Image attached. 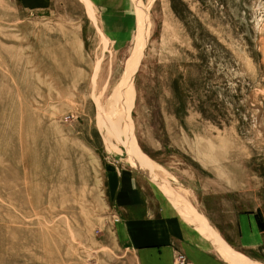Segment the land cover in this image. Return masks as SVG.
Segmentation results:
<instances>
[{"label": "rangeland", "instance_id": "374dc122", "mask_svg": "<svg viewBox=\"0 0 264 264\" xmlns=\"http://www.w3.org/2000/svg\"><path fill=\"white\" fill-rule=\"evenodd\" d=\"M121 13L0 0V264H123V175L264 264L207 219L254 211L264 234V0H132L103 25Z\"/></svg>", "mask_w": 264, "mask_h": 264}, {"label": "crops", "instance_id": "0c3cea01", "mask_svg": "<svg viewBox=\"0 0 264 264\" xmlns=\"http://www.w3.org/2000/svg\"><path fill=\"white\" fill-rule=\"evenodd\" d=\"M90 1L101 12H123L113 19H103L108 30L123 28L124 19L132 11V0ZM110 187L117 212L112 237L123 264H241L232 257H223L200 226L189 222L174 205H167L151 191L147 193L132 176L123 175ZM207 219L233 251L259 250L264 246V234L254 211H234V232L219 227L209 215ZM180 254L186 259L184 263L177 259Z\"/></svg>", "mask_w": 264, "mask_h": 264}, {"label": "built area", "instance_id": "2783aa9c", "mask_svg": "<svg viewBox=\"0 0 264 264\" xmlns=\"http://www.w3.org/2000/svg\"><path fill=\"white\" fill-rule=\"evenodd\" d=\"M177 259L180 262H185V260H186L185 257H184V255H182V254H180Z\"/></svg>", "mask_w": 264, "mask_h": 264}]
</instances>
